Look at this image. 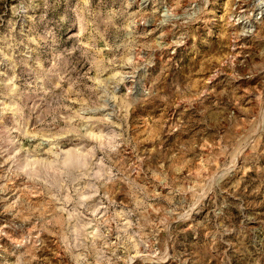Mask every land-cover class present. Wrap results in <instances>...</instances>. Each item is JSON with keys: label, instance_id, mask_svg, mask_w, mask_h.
<instances>
[{"label": "rangeland", "instance_id": "rangeland-1", "mask_svg": "<svg viewBox=\"0 0 264 264\" xmlns=\"http://www.w3.org/2000/svg\"><path fill=\"white\" fill-rule=\"evenodd\" d=\"M166 262L264 264V0H0V264Z\"/></svg>", "mask_w": 264, "mask_h": 264}, {"label": "bare ground", "instance_id": "bare-ground-1", "mask_svg": "<svg viewBox=\"0 0 264 264\" xmlns=\"http://www.w3.org/2000/svg\"><path fill=\"white\" fill-rule=\"evenodd\" d=\"M250 1V0H249ZM241 20V19H240ZM235 22H237V21H235ZM162 264H167V262L166 263H162Z\"/></svg>", "mask_w": 264, "mask_h": 264}]
</instances>
